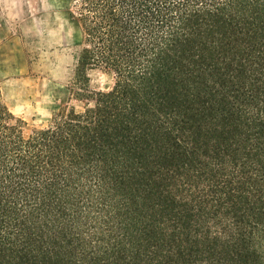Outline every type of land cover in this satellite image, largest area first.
Here are the masks:
<instances>
[{
    "label": "trees",
    "instance_id": "obj_1",
    "mask_svg": "<svg viewBox=\"0 0 264 264\" xmlns=\"http://www.w3.org/2000/svg\"><path fill=\"white\" fill-rule=\"evenodd\" d=\"M70 3L85 106L0 92V264H264V0Z\"/></svg>",
    "mask_w": 264,
    "mask_h": 264
},
{
    "label": "rangeland",
    "instance_id": "obj_2",
    "mask_svg": "<svg viewBox=\"0 0 264 264\" xmlns=\"http://www.w3.org/2000/svg\"><path fill=\"white\" fill-rule=\"evenodd\" d=\"M70 0H0V92L24 132L49 126L60 111H80L70 97L81 36ZM90 87L107 91L110 74L89 72Z\"/></svg>",
    "mask_w": 264,
    "mask_h": 264
}]
</instances>
